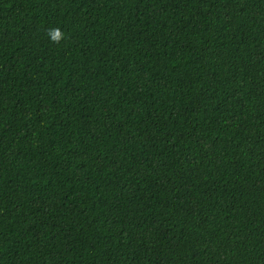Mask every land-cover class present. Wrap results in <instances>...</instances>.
<instances>
[{"label": "trees", "instance_id": "1", "mask_svg": "<svg viewBox=\"0 0 264 264\" xmlns=\"http://www.w3.org/2000/svg\"><path fill=\"white\" fill-rule=\"evenodd\" d=\"M0 264H264V0H0Z\"/></svg>", "mask_w": 264, "mask_h": 264}]
</instances>
